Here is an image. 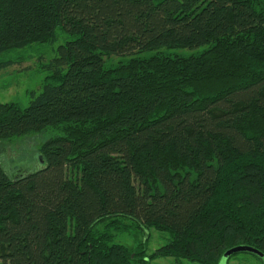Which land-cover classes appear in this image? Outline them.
<instances>
[{"label": "trees", "instance_id": "1", "mask_svg": "<svg viewBox=\"0 0 264 264\" xmlns=\"http://www.w3.org/2000/svg\"><path fill=\"white\" fill-rule=\"evenodd\" d=\"M62 36L0 103V140L55 132L43 168L0 167V264H264V0H0V70Z\"/></svg>", "mask_w": 264, "mask_h": 264}, {"label": "rangeland", "instance_id": "2", "mask_svg": "<svg viewBox=\"0 0 264 264\" xmlns=\"http://www.w3.org/2000/svg\"><path fill=\"white\" fill-rule=\"evenodd\" d=\"M59 32V30H57ZM65 37H59L53 44H32L23 49L9 52L2 56V59L12 60V65L0 70V103L14 102L20 107H26L29 103V92L38 93L43 80L48 72L42 65L48 63L55 55L56 48L63 43ZM204 47L190 49H161L160 51L189 55L200 51ZM157 51L148 52L151 55ZM127 57L110 56L105 57V65H112L118 60H125ZM55 132L46 128L41 132L26 135L14 136L9 139L0 140V167L11 177L16 178L29 172L36 171L45 166V158L39 152V147ZM101 225H99L100 227ZM149 235L148 250L152 251L165 243V235L155 230L147 232ZM117 241H128L129 237L120 235ZM148 251V252H149ZM263 257V256H261ZM151 264H176L173 258H157ZM181 264H198L182 260ZM225 264V263H221ZM226 264H262L250 254L239 253L228 258Z\"/></svg>", "mask_w": 264, "mask_h": 264}, {"label": "water", "instance_id": "3", "mask_svg": "<svg viewBox=\"0 0 264 264\" xmlns=\"http://www.w3.org/2000/svg\"><path fill=\"white\" fill-rule=\"evenodd\" d=\"M240 252H250V253H253V254H256V255H260V251H258L257 249L253 248V247H250V246H245V245H237V246H234L232 248H229L228 250H226L220 261H219V264L221 263H225L227 262L228 258L235 254V253H240Z\"/></svg>", "mask_w": 264, "mask_h": 264}]
</instances>
